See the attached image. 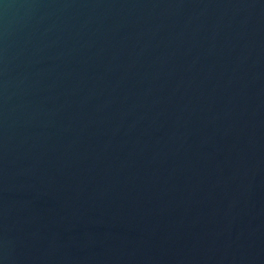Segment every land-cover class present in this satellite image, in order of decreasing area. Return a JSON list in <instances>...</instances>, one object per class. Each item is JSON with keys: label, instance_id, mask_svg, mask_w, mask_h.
Here are the masks:
<instances>
[{"label": "water", "instance_id": "1", "mask_svg": "<svg viewBox=\"0 0 264 264\" xmlns=\"http://www.w3.org/2000/svg\"><path fill=\"white\" fill-rule=\"evenodd\" d=\"M0 264H264V0H0Z\"/></svg>", "mask_w": 264, "mask_h": 264}]
</instances>
